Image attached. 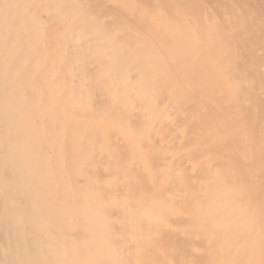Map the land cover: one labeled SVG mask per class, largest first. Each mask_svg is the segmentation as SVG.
Returning <instances> with one entry per match:
<instances>
[{"label":"bare ground","instance_id":"6f19581e","mask_svg":"<svg viewBox=\"0 0 264 264\" xmlns=\"http://www.w3.org/2000/svg\"><path fill=\"white\" fill-rule=\"evenodd\" d=\"M0 264H264V0H0Z\"/></svg>","mask_w":264,"mask_h":264}]
</instances>
